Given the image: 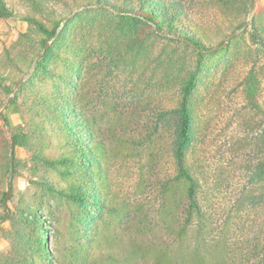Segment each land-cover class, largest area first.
I'll return each mask as SVG.
<instances>
[{"label":"trees","instance_id":"1","mask_svg":"<svg viewBox=\"0 0 264 264\" xmlns=\"http://www.w3.org/2000/svg\"><path fill=\"white\" fill-rule=\"evenodd\" d=\"M11 1L0 0V19L17 18L26 21L28 28L0 54V87L9 95L21 78L17 72L10 74L8 62L27 75L65 25L12 101L27 117L25 123L12 127V134L16 147L31 151L30 168L36 177L31 181L40 194L28 200L22 197L13 213L0 214V219L11 220V228L2 229L11 248L0 253V264H264V238L259 235L254 238L253 262L250 257L231 262L226 234H212L211 212L200 199V172L190 161L199 135L193 102L200 82L198 69L207 56L230 49V44L221 47L229 34L213 42L209 30L183 0H61L62 11L53 0H26L25 14L15 10ZM219 1L230 8L232 33L239 30L247 20L251 0ZM94 30L104 58L118 68L127 54L147 62L153 55L152 38L182 41L197 52L196 69H181L173 80L169 78L179 85L178 100L157 112L153 127L134 134L115 128L108 136L101 121L86 109V34L93 35ZM246 32L264 49V7L252 15V28L232 41ZM165 49L157 54L158 64L170 68L174 57L166 55ZM162 79L168 82L166 76ZM245 91L252 105L264 111L253 70L246 78ZM0 116L5 124L10 123L7 114ZM165 130L172 135L174 172L160 177L149 196L143 162L156 158ZM35 142H52L57 151L52 155L34 149ZM261 143L264 152V129ZM10 147L7 131L0 127V183L9 180ZM124 158L140 165V191L133 200L112 187L111 164ZM260 169L264 174V160ZM6 194H0L3 206ZM45 200H53L67 214L55 227L52 249L40 212Z\"/></svg>","mask_w":264,"mask_h":264},{"label":"rangeland","instance_id":"2","mask_svg":"<svg viewBox=\"0 0 264 264\" xmlns=\"http://www.w3.org/2000/svg\"><path fill=\"white\" fill-rule=\"evenodd\" d=\"M53 1L58 3L57 8L62 11V1ZM183 1L209 30L213 42L216 43L232 33L233 27L229 24L231 17L228 14L230 8L223 2ZM11 2L14 3L12 6L15 10L25 14L26 0ZM262 7L264 0H256L253 14ZM27 28L26 21L17 18L0 19V54ZM251 28L252 19L251 26L247 29ZM95 32L96 30L93 35L86 34L89 39L85 69L86 109L101 121L108 136L109 131L115 128L134 134L142 128L153 127L157 112L164 107L176 105L178 100L179 85L169 81V78L173 80L174 74L181 69H196L197 52L182 41L162 37L155 38V41L152 38L153 55L147 62L127 54V60L118 68L111 66L109 60L104 58L101 39ZM229 44L228 51L207 56L202 67L198 69L200 82L193 102L198 111L199 135L190 161L200 172V199L205 209L211 212L212 234L218 237L226 234L232 263L247 257L253 262L254 238L258 235L261 239L264 238V174L260 172L261 162L264 160L261 143L264 111L252 105L247 98L245 81L253 70L258 77L257 98L264 109V49L252 41L249 32L241 39L231 40ZM164 47V53L174 57L173 66L170 68L167 64H158L157 54ZM7 65L10 74L17 72L19 78L26 76V72L18 73L11 62ZM163 76H166L168 82L163 81ZM11 95L0 87V114L8 115L12 131V127L25 123L27 117L12 102L5 107ZM21 101L22 97L18 102ZM0 127L5 128L10 138L1 116ZM161 135L162 148L155 155L156 158L150 162L145 158L143 162L146 165L144 172L148 174L146 193L149 196H153L155 182L160 177L174 172V160L170 150L172 135L166 130ZM47 143L35 142L33 147L54 155L57 147L52 142ZM10 149L11 147L9 157ZM30 154L31 151L16 147L13 192L7 201V207L0 204L2 216L13 213L22 197L28 200L30 195L40 194V190L31 181L36 177L30 168ZM139 167L138 162L128 158L112 162L110 175L113 190L117 194L135 199L140 191ZM8 182V178H5L0 183V194L2 191L7 192ZM44 203L40 212L45 221L44 225L49 230L48 246L52 249L55 227L65 220L67 214L53 200L50 203L45 200ZM3 228H11L10 219H2L0 222V253L11 248V242L2 234Z\"/></svg>","mask_w":264,"mask_h":264},{"label":"water","instance_id":"3","mask_svg":"<svg viewBox=\"0 0 264 264\" xmlns=\"http://www.w3.org/2000/svg\"><path fill=\"white\" fill-rule=\"evenodd\" d=\"M255 6H256V0H251V7H250V12H249V17L246 20L245 24L239 30H236L235 32L229 34V36L227 37L225 42L221 45L222 48H225L234 37H236L241 32H243L245 29H247L249 26H251V19H252L253 12L255 10ZM64 25H65V22H63L62 26L59 28L56 36L54 38H52V40L47 43L46 48L43 50V52L41 54H39V56L34 60L29 73L25 77L21 78L16 83V85L13 88L12 95L9 97L8 102H7L5 107H7L8 104L12 102V100L15 97V93L20 88V86L33 74V71L35 69L36 63L39 60L42 59L46 49L50 46L51 42L58 36L60 30L62 29V27ZM6 126L8 128V132L10 134V139H11V149H10V160H11L10 164H11V166H10V176H9V182H8L9 188L7 190V194H6V197L4 198V202H3L5 207H7V205H8L7 201L9 200V198H11L12 192H13L12 183H13V170H14V163H15V148H16L15 138H14V136L12 134L11 127H10L9 123L6 122ZM1 221H2V219H0V222Z\"/></svg>","mask_w":264,"mask_h":264}]
</instances>
